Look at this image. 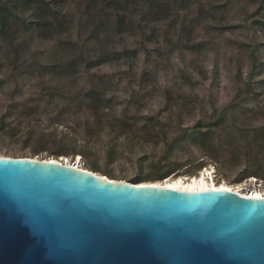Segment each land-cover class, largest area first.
<instances>
[{
    "label": "rangeland",
    "instance_id": "374dc122",
    "mask_svg": "<svg viewBox=\"0 0 264 264\" xmlns=\"http://www.w3.org/2000/svg\"><path fill=\"white\" fill-rule=\"evenodd\" d=\"M28 1L0 0V156L264 193V0H138L125 31L102 0Z\"/></svg>",
    "mask_w": 264,
    "mask_h": 264
},
{
    "label": "water",
    "instance_id": "95a60500",
    "mask_svg": "<svg viewBox=\"0 0 264 264\" xmlns=\"http://www.w3.org/2000/svg\"><path fill=\"white\" fill-rule=\"evenodd\" d=\"M0 264H264V197L0 156Z\"/></svg>",
    "mask_w": 264,
    "mask_h": 264
},
{
    "label": "trees",
    "instance_id": "16d2710c",
    "mask_svg": "<svg viewBox=\"0 0 264 264\" xmlns=\"http://www.w3.org/2000/svg\"><path fill=\"white\" fill-rule=\"evenodd\" d=\"M137 1L138 0H102V3L105 5L106 8L114 9L119 13V16H118L119 24L117 26H119L121 31H125V27H127L126 23H127V19H128L130 9H131L132 5H134ZM158 1H160V0H155V2H158ZM182 1L189 2L191 0H182ZM27 7L28 8H36V7L42 8V10L44 11V14H46L47 17L52 16L51 8L45 2V0H29L27 3ZM262 9L264 10V7ZM157 16H160V19H164V18H167L169 16V12L164 11L163 14L157 13ZM54 23L55 22L51 21L49 18H44L43 16H41L40 18H38L37 21L32 22L29 25V29L32 28L33 30L38 31L39 37L45 38V37H47L49 32H51L50 29H53V26H55ZM14 25H15V23L12 21H8L7 23H5V25L3 27L4 28L3 32L6 36H9L14 31ZM259 25L264 26V21H259ZM60 153H62V152H60ZM59 155H62V154H59ZM60 157H62V156H60ZM243 181H244V179H241L237 184L240 185L243 183ZM153 183H155V182H153Z\"/></svg>",
    "mask_w": 264,
    "mask_h": 264
},
{
    "label": "bare ground",
    "instance_id": "6f19581e",
    "mask_svg": "<svg viewBox=\"0 0 264 264\" xmlns=\"http://www.w3.org/2000/svg\"><path fill=\"white\" fill-rule=\"evenodd\" d=\"M67 157H63L60 161L70 163L69 159L65 160ZM72 164V163H70ZM73 165L81 167L79 164L74 163ZM209 170L206 169L202 172L199 177H177V178H168L166 181L155 182V183H147V184H154V185H169L178 189H182L185 191H195V190H202L214 187H221V188H235L239 189L242 193H244L247 197H264V193L259 190H251L246 191L247 187L246 184L243 182L238 187L228 186L225 182L221 184H217L215 182L214 177H207Z\"/></svg>",
    "mask_w": 264,
    "mask_h": 264
},
{
    "label": "built area",
    "instance_id": "2783aa9c",
    "mask_svg": "<svg viewBox=\"0 0 264 264\" xmlns=\"http://www.w3.org/2000/svg\"><path fill=\"white\" fill-rule=\"evenodd\" d=\"M74 163V162H73Z\"/></svg>",
    "mask_w": 264,
    "mask_h": 264
}]
</instances>
